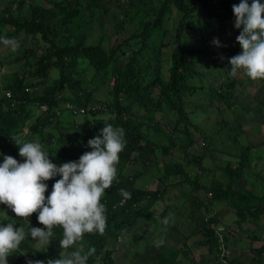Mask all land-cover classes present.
Returning a JSON list of instances; mask_svg holds the SVG:
<instances>
[{
  "label": "trees",
  "instance_id": "16d2710c",
  "mask_svg": "<svg viewBox=\"0 0 264 264\" xmlns=\"http://www.w3.org/2000/svg\"><path fill=\"white\" fill-rule=\"evenodd\" d=\"M102 1L49 0L45 4L38 0H14L5 3L0 12V43L9 40L19 43L22 47L12 61L21 62L25 59L24 63L29 71H15L12 76L6 75V80L0 82V152L22 161L24 158L19 156V145L12 136L21 141L38 140L49 152V158L60 165L77 160L85 151L91 150L87 142L101 134L99 130L105 126V122L123 128L126 146L119 154L120 159L116 166L118 172L101 198L106 209L105 231L103 234L85 233L83 236V251L95 249L87 264H120L110 247L111 237L119 239L141 218L152 216V208L165 197L169 186V182H166L163 189L138 188L136 182L140 173L128 175L124 173V169L133 159L149 162L145 155L149 151H155L157 145L163 148L165 154L170 153L180 144L175 137L176 132H181L188 138L193 136L189 128L193 122L187 106L194 94L204 92L210 105L214 106L218 102L227 109H233L238 103L237 88L241 86L240 77H245L246 74L231 76L228 60L225 67L228 77L219 86L210 84L205 88L199 83L201 72L196 67L203 59L202 49L186 45L187 34L194 31L197 25L207 30L214 22L222 24L225 21H234L232 5L238 4L236 0H159L157 7H151L152 0H136L135 3L131 1L128 6L113 13L117 39L110 48H106L101 40L90 43V29L80 23L88 10L108 13L109 9ZM27 2L28 14L19 12L15 15L14 9L24 8ZM84 2L87 3L86 6ZM134 4L140 7V11L131 13L130 8H134ZM173 7L177 8L179 17L175 26V47L171 53V65L168 66L169 75L166 77L162 65V47L165 45L163 36L167 33L165 19ZM95 19L103 29V22L97 12ZM240 31L241 29L235 27V38ZM21 36H25L26 41L32 37L38 48L34 44L25 47L20 40ZM40 45L44 53L35 55L37 59L32 63L31 59L37 49L41 48ZM240 47L236 40L234 48ZM122 57L126 60L124 64H120ZM82 61H86L94 69L92 77L87 78L81 67ZM4 63L0 60V70ZM52 73L56 76H52ZM103 86H109L104 100L97 98L98 93H102ZM8 90L12 92L10 97L6 94ZM80 108H84L85 112L80 113ZM66 109L72 115L90 114L91 117L84 120L65 117L63 114ZM173 111L178 115V120L173 131L169 132L160 122L158 114ZM239 133L241 131L234 137L235 141L240 137ZM29 135L35 138L32 139ZM154 135L159 138L167 136L168 143L159 144ZM27 137L29 138L26 140ZM192 144L193 140L187 145ZM240 147L242 150L238 155V163L235 166L229 163L222 167L223 180L213 179L206 183L200 174L192 177L186 164L174 160L164 164V173L160 176L167 180L169 177L182 175L183 178L178 183L192 185L196 193L190 195L191 213L188 215L189 211L186 209V213H182L185 218L190 216L194 220L192 224L195 223L187 239L193 241L194 237L198 238V242L213 256L212 264L264 262V235L256 234L253 239L258 240L259 244L251 247L254 256L250 262L238 256L228 259L225 253L223 262L220 259L223 250L221 239L226 237L223 238L217 228L222 222L219 212L209 213L207 217H200L197 212L206 205L200 193L206 190L213 195V201L229 203L239 223L260 219L264 214V194H257L253 187L242 180L251 168L250 151L256 145ZM2 160L3 156L0 155V162ZM189 164L198 167L200 172L205 169L200 158L196 156L189 160ZM59 178L57 176L47 181L49 188L45 196ZM121 189L129 192L130 198L123 197ZM6 207V204H2L0 211ZM163 213L167 216V212ZM36 217L37 213L34 212L30 217H23V220L37 227H45ZM161 223L169 228L168 222L164 223L162 219ZM177 226L173 228L179 230ZM163 228L159 242L166 247L164 242L168 237V229ZM62 233V227L54 226L53 236L46 242V248L41 247L36 240L29 242L23 239L13 252L18 264H29V261H44L46 264L49 258H59L65 250L59 244ZM186 245L168 255L161 250L156 255L159 264H187V260L195 258V253L191 250L192 243H189L191 248ZM30 255L32 260L27 259Z\"/></svg>",
  "mask_w": 264,
  "mask_h": 264
},
{
  "label": "rangeland",
  "instance_id": "374dc122",
  "mask_svg": "<svg viewBox=\"0 0 264 264\" xmlns=\"http://www.w3.org/2000/svg\"><path fill=\"white\" fill-rule=\"evenodd\" d=\"M14 0H0V12L5 7V3ZM37 1V0H36ZM39 2L47 4L49 0H38ZM136 0H103L102 3L109 9L108 13H104L100 10H88L85 12V18L80 19L81 24H85L86 28L90 29V43H96L101 40L106 48H110L117 39L116 33H114V25L116 24L113 13L121 8H125L130 2ZM238 3L240 0H236ZM159 0H152L151 7H157ZM251 3V0H249ZM28 4L22 9H14L15 15L28 14ZM86 6L87 3L84 2ZM134 8L131 7L130 11H140V7L134 4ZM15 8V5L13 6ZM99 14L103 22V29L95 19V14ZM179 12L176 7H173L172 12L167 15L165 19V27L167 33L163 36V42L165 45L162 47L163 51V68L164 75H169L168 66L171 65V53L175 47V26L178 21ZM202 19L204 17H201ZM25 36H21V42L25 47L34 44L32 37H29L26 41ZM214 38H218L221 41V46H216L212 43ZM32 40V41H31ZM20 42V41H19ZM20 42V43H21ZM235 26L234 21H225L222 24L214 22L207 30H203L199 25L196 29L186 36V45L188 47H198L202 49L203 59L200 60L196 67L201 72L198 77L199 83L205 88H208L210 84L217 85L224 80L227 76L225 67L227 65L229 57H232L242 51L241 47L235 49ZM14 40H9L8 43H0V60L4 65L0 71V82L5 81V76H12L16 72L28 73L29 68L26 66L25 59L21 62H14L12 59L19 54L18 50L21 49V45ZM20 47L17 49V47ZM41 46V45H40ZM34 47L38 48L37 45ZM17 50V51H16ZM43 47L37 49L34 58L31 59L33 63L37 56L43 54ZM37 55V56H35ZM224 57V59H221ZM120 64H124L126 60L122 57ZM125 61V62H124ZM81 67L85 70L87 78H90L94 74V69L90 67L86 61H82ZM239 74H245L243 70L238 72ZM222 74V76H220ZM52 76H56L52 73ZM241 86H238V103L233 109H227L224 105L216 102L214 106L210 105L208 98L204 92H198L190 97L187 111L192 117L193 124L189 125V128L193 134L192 137H186L181 132H176L175 137L179 145L175 146L170 153L165 154L163 148L155 146V151H149L145 157L149 158V162L144 160L133 159L126 168L124 173L128 175L137 174L136 185L138 188L163 189L164 183L169 182L167 192L162 200H159L152 212L154 214L148 215L137 221L136 225L129 231L124 232L119 239L115 236L110 239V247L114 251V257L120 264H159L156 255L161 253V250L165 251V255L171 253L180 248H184L186 244L192 243V252L195 253V258L187 260V264H212L213 256H210L207 248L200 244L198 238L187 239V235H191V227L194 220L185 218L182 213L189 211L191 213L192 205L190 195L196 192L192 189L190 183H178V180L183 176H172L167 180L160 177L164 173V164L170 160L182 162L187 165V170L192 177L197 174L202 176V180L206 183L211 182L213 179L223 180L222 167L232 163L235 166L239 161V153L241 152V145L246 146L248 144L256 145L252 148L250 153L251 168L246 173L244 179H242L248 186L254 188L257 194H264V78H258L253 80L249 77H240ZM109 86L102 87V93H98L99 99L104 100L105 94ZM221 108H223L221 110ZM63 116L75 117L78 120H84L90 118V114L72 115L68 109L64 110ZM161 119L162 125L172 132L175 128V124L178 120L176 112L172 113H160L158 114ZM240 137L235 141L234 137L240 132ZM32 138V135H29ZM29 137L26 138V140ZM35 138V136H34ZM32 138V139H34ZM154 138L159 140L158 143L165 145L168 143V137L162 138L154 135ZM193 140L192 145H187ZM91 151V150H89ZM194 156L200 158L204 171L200 172V169L194 165L189 164ZM118 172V168H117ZM117 175V174H116ZM263 177V178H260ZM260 178V179H259ZM241 180V181H242ZM201 197L205 199L206 205L202 206L198 212V216L207 217L209 213L219 212V217L222 220L221 224L217 226L220 235L226 238L221 239L223 242V250L220 254L222 259L225 253L228 259H232L236 256L243 260L251 261L254 254L251 247L257 246L259 241L253 239V236L264 235V214L257 220H244L239 223L238 217L235 214L233 208L229 203L213 201V195L210 192L203 190L200 192ZM2 206V204H0ZM163 212H167L164 215ZM0 221L7 224L10 221H15V226H22L26 233L25 238L27 241L32 242L34 239L30 235V227L35 226L30 222L24 221L23 217H16L13 215L11 209L6 207L0 211ZM163 214V215H162ZM158 215V220L156 221ZM187 215V216H188ZM160 217V218H159ZM167 218L169 228L162 224V219ZM161 219V220H159ZM178 225V229L173 227ZM166 227L167 239L164 245L159 242L162 239L161 229ZM172 228V229H170ZM164 229V228H163ZM228 239V241H227ZM159 242V246L157 243ZM226 243V244H224ZM85 238L77 241L70 248L65 249L62 255H67L70 251L84 246ZM187 246V245H186ZM167 252V253H166ZM27 259L32 260L31 255ZM225 262V257L222 259ZM217 261V260H216ZM9 264H18L19 261L14 255L10 253L8 256ZM264 264V262H263Z\"/></svg>",
  "mask_w": 264,
  "mask_h": 264
},
{
  "label": "clouds",
  "instance_id": "9594fccd",
  "mask_svg": "<svg viewBox=\"0 0 264 264\" xmlns=\"http://www.w3.org/2000/svg\"><path fill=\"white\" fill-rule=\"evenodd\" d=\"M232 8L234 26L241 29L236 40L242 51L227 58L231 65L229 74L236 76L243 70L253 80L264 78V0H251V3L240 0ZM212 43L221 46L218 38ZM99 131L100 135L87 142L91 151L60 165L49 158V152L38 140L21 141L12 136L19 145L22 161L0 152L3 156L0 162V204H6L16 217L27 218L37 213V221L45 227L31 225L27 235L41 247H47L46 242L53 236V228L57 225L63 229L59 240L62 249L70 248L85 233L103 234L105 231L106 209L101 198L116 178L119 154L126 146V139L123 128L111 123L105 122ZM57 176L60 178L45 196L49 188L47 181ZM120 192L123 197L130 198L126 190ZM167 222L165 218L164 223ZM25 235L23 227L15 226L14 220L7 224L0 221V264H9V254L19 247ZM94 252L95 249L84 252L81 246L59 258H49L46 264H87ZM29 264L45 262L29 261Z\"/></svg>",
  "mask_w": 264,
  "mask_h": 264
},
{
  "label": "built area",
  "instance_id": "2783aa9c",
  "mask_svg": "<svg viewBox=\"0 0 264 264\" xmlns=\"http://www.w3.org/2000/svg\"><path fill=\"white\" fill-rule=\"evenodd\" d=\"M6 94H7L8 97L12 96V92H11L10 90H8V91L6 92ZM43 108H45V106H43ZM80 111H81V112H85V109H84V108H81Z\"/></svg>",
  "mask_w": 264,
  "mask_h": 264
}]
</instances>
